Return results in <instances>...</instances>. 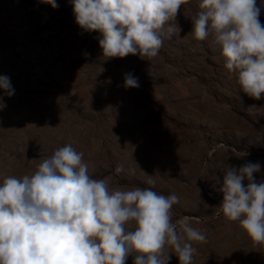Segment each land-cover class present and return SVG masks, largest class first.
<instances>
[{"label":"rangeland","instance_id":"obj_1","mask_svg":"<svg viewBox=\"0 0 264 264\" xmlns=\"http://www.w3.org/2000/svg\"><path fill=\"white\" fill-rule=\"evenodd\" d=\"M56 2L0 0V75L14 89L11 97L0 89V182L33 174L70 144L110 191L150 187L151 178L153 190L176 194L173 222L190 217L207 240L193 243L192 264H264V244L219 214L228 165L259 162L254 175L264 180V99L240 92L211 36L193 39L200 0L181 6L179 35L150 61L104 56L99 34L77 25L70 0ZM256 3L264 24V0ZM126 73L139 87H124Z\"/></svg>","mask_w":264,"mask_h":264},{"label":"clouds","instance_id":"obj_2","mask_svg":"<svg viewBox=\"0 0 264 264\" xmlns=\"http://www.w3.org/2000/svg\"><path fill=\"white\" fill-rule=\"evenodd\" d=\"M41 2L58 7L56 0ZM70 3L77 25L99 34L104 56L139 55L150 61L164 39L179 35L176 17L188 0ZM199 8L192 18L193 39L211 36L240 92L264 99L261 7L256 0H200ZM124 87H139L138 78L126 73ZM0 89L8 97L14 94L6 75H0ZM88 167L83 153L69 144L45 158L33 174L6 176L0 182V264H126L129 256L134 264H169V253L179 264H192L193 243L207 240L190 217L173 222L176 194L153 190L151 178L146 181L150 187L110 191L107 180L93 179ZM260 170L259 162L228 165L220 188L219 214L238 221L256 245L264 244V180L254 175ZM123 171V165L115 169Z\"/></svg>","mask_w":264,"mask_h":264}]
</instances>
